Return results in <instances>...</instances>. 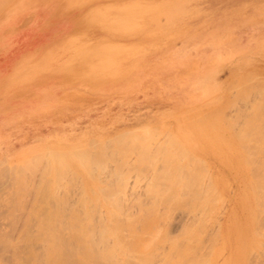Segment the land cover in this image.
Wrapping results in <instances>:
<instances>
[{"label":"rangeland","instance_id":"374dc122","mask_svg":"<svg viewBox=\"0 0 264 264\" xmlns=\"http://www.w3.org/2000/svg\"><path fill=\"white\" fill-rule=\"evenodd\" d=\"M261 82L264 0H0V264H264Z\"/></svg>","mask_w":264,"mask_h":264},{"label":"bare ground","instance_id":"6f19581e","mask_svg":"<svg viewBox=\"0 0 264 264\" xmlns=\"http://www.w3.org/2000/svg\"><path fill=\"white\" fill-rule=\"evenodd\" d=\"M6 25H7V24H6ZM240 76H241V75H240ZM253 76H254V75H253ZM255 76H257V75H255ZM256 78H257V77H256ZM261 78H262V77H261ZM240 79L243 80L244 78L242 79V78L240 77ZM245 79H246V78H245ZM245 79H244V80H245ZM254 79H255V78H254ZM258 79H259V78H258ZM244 80H243V81H244ZM260 80H261V79H260ZM262 80H263V79H262ZM262 80H261V81H262ZM255 81H257V79H255ZM255 81H252V83L255 82ZM231 82H232V80H231ZM244 82H245V81H244ZM246 82H247V80H246ZM258 82H259V85H260V81H257V83H258ZM257 83H256V84H257ZM261 83H262V82H261ZM230 84H231V83H230ZM253 84H254V83H253ZM256 84H255V85H256ZM262 84L264 85V83H262ZM231 85H232V84H231ZM235 85H238V84L235 83ZM235 85H233V86H235ZM249 85H250V84H249ZM259 85H258V87H259ZM231 87H232V86H231ZM239 87H240V86H239ZM253 87H254V85H253ZM263 87H264V86H263ZM236 88L238 89V87H236ZM241 88L243 89V87H241ZM253 89H254V88H253ZM253 89H252V90H253ZM238 90H239V89H238ZM246 90H247V89H246ZM257 90H258V89H257ZM259 90H260V88H259ZM242 92H243V91H242ZM263 92H264V91H263ZM236 93H238V92L236 91ZM239 93H240V91H239ZM239 93H238V94H239ZM249 93H250V91H249ZM247 94H248V93H247ZM260 94H261V93H260ZM239 96H240V95H238V97H239ZM245 96H246V95H245ZM244 98H246V97H244ZM260 99H261V98H260ZM229 101H230V100H229ZM261 104H262V103H261ZM263 104H264V103H263ZM231 105H232V104H231ZM259 105H260V104H259ZM254 108H255V107H254ZM258 109H259V106H258ZM208 110H209V108H208ZM218 112H219V111H218ZM256 112H257V110H256ZM259 112H260V111H259ZM54 113H55V112H54ZM192 113H193V112H192ZM194 113H195V112H194ZM220 113H221V112H220ZM255 115H256V114H254L253 116H255ZM217 116L219 117V115H217ZM215 117H216V116H215ZM218 117H217V119H218ZM258 117H259L260 119H262L263 116L261 117V114H260V116L258 115ZM253 118H254V117H252V120H253ZM198 119H199V118H198ZM248 119L250 120L251 117H248ZM248 119H246V120L248 121ZM254 119H255V118H254ZM211 120H212V118H211ZM221 120H222V118L220 119V121H221ZM258 120H259V119H258ZM247 121H246V122H247ZM207 122H208V121H207ZM222 122H223V121H222ZM246 122H245V123H246ZM208 123H209V122H208ZM257 123H259V122H257ZM198 124H199V123H198ZM198 124H197V125H198ZM202 124H203V123H202ZM251 124L253 125V121H251V123L249 122L248 125H247V123H246V126H247V127L243 124V125L246 127V129L243 128V130H244V131L247 130L248 126L251 125ZM254 124H255V122H254ZM259 124H261V123H259ZM200 125H201V123H200ZM217 125H218V124H217ZM217 125H216V126H217ZM224 125H225V124H224ZM261 125H262V124H261ZM201 126H202V125H201ZM205 126H206V124H205ZM210 126H212V124H211ZM226 126H227V125H226ZM226 126H225V127H226ZM145 127H147V126H145ZM207 127H208V126H207ZM228 127H229V124H228ZM258 127H259V126H258ZM142 128H143V127H142ZM208 128H209V127H208ZM259 128H260V127H259ZM259 128H258V129H259ZM209 129H211V127H210ZM214 129H216V128L213 127V131H214ZM221 129H222V128H221ZM226 129H227V128H226ZM229 129H230V127H229ZM141 130H142V132H144L145 130H147L146 132H149V127H147V129H145L144 131H143V129H141ZM216 130H219V131H220L219 128L216 129ZM241 130H242V129H241ZM243 130H242L241 132H243ZM203 131H204V130H202V132H203ZM227 131H230V132H231V130H228V129H227ZM253 131H254V130H253ZM253 131H252V132H253ZM262 131H263V130H262ZM136 132H138V130H137ZM142 132L139 131L138 133H140L141 135H142V134H145V132H144V133H142ZM214 132H215V131H214ZM220 132H221V131H220ZM222 132H223V130H222ZM257 132H258V131H257ZM253 133H254V132H253ZM126 134H127V133H126ZM130 134H131V133H130ZM140 134H138V136H141ZM258 134H259V133H258ZM127 135H128V134H127ZM253 136H254V135H253ZM259 136H260V135H259ZM121 137H123V136H121ZM121 137H120V139H121ZM128 137H129V136H128ZM231 138H232V136H231ZM231 138H230V139H231ZM253 138H254V137H253ZM263 138H264V136H263ZM116 139H117V138H116ZM118 139H119V137H118ZM104 140H105V139H104ZM252 141H253V140H252ZM99 142H100V141H98L97 143L99 144ZM108 142H109V141H108ZM253 142H254V141H253ZM255 143H256V142H255ZM100 144H101V142H100ZM223 144H224V143H223ZM90 145H91V143H90ZM96 145H97V144H96ZM224 145H225V144H224ZM250 145H251V144H250ZM93 146H94V145H93ZM98 146H99V145H98ZM259 146H260V145H259ZM90 147H91V146H90ZM227 147H228V146H227ZM256 147H257V144H256ZM262 147H263V146H262ZM88 148H89V147H88ZM47 149H48V148H47ZM251 149H253V148H251ZM260 149H261V148H260ZM76 150H77V149H76ZM49 151H50V150H49ZM51 151H52V150H51ZM72 151H74V150H72ZM79 151H81V150L79 149ZM61 152H62V151H61ZM65 152H66V151H65ZM261 152H262V151H261ZM261 152H260V153H261ZM55 153H57V152H55ZM260 153H259V154H260ZM53 154H54V153H53ZM58 154H59V153H58ZM63 154H64V153H63ZM246 154H248V153H246ZM59 155H60V154H59ZM61 155H62V154H61ZM244 155H245V154H244ZM255 155H256V154H255ZM252 156H254V155H252ZM33 157H34V156H33ZM35 157H37V156H35ZM254 157H255V156H254ZM250 158H251V156H250ZM256 158H257V157H256ZM256 158H254V159H256ZM262 158H263V157H261V159H262ZM248 159H249V156H248ZM246 160H247V158H246ZM0 162H1V161H0ZM24 162H25V161H24ZM30 162H31V161H30ZM248 163H251V162H248ZM26 164H27V161H26ZM251 164L253 165V163H251ZM251 164H250V165H251ZM254 165H256V163H255ZM254 165H253V167H255ZM22 167H23V166H22ZM263 167H264V166H263ZM34 170H35V169H34ZM59 173H60V172H59ZM253 173H254V172H253ZM253 173H251V174H253ZM255 174H256V173H255ZM260 175H261V174H260ZM263 175H264V174H263ZM249 176H250V175H249ZM252 177H253V176L251 175V178H252ZM254 178H255V177H254ZM261 178H262V177H261ZM252 179H253V178H252ZM263 179H264V178H263ZM257 180H258V178H257ZM259 180L261 181V179H259ZM259 180H258V181H259ZM262 181H264V180H262ZM262 181H261V182H262ZM254 182H256V181H254ZM261 182H260V183H261ZM256 183L258 184V182H256ZM263 183H264V182H263ZM250 185H251V184H250ZM255 185H256V184H254V186H255ZM259 185H260V184H259ZM259 185H258V186H259ZM256 186H257V185H256ZM256 186L254 187L255 192H256V190L258 189ZM262 186H263V184H262ZM256 188H257V189H256ZM262 188H263V191H264V186H263ZM247 189H248V188H247ZM251 190H252V189H251ZM259 190H260V189H259ZM261 191H262V190H261ZM263 191H262V192H263ZM257 194H258V193H257ZM257 194H256V195H257ZM261 194L264 196V193H261ZM216 196H217V195H216ZM259 196H260V193H259V195H257V197H258V198H257V201H259V199L262 198V197H259ZM220 198H221V197H220ZM254 198H255V197H254ZM207 199H208V198H207ZM207 199H206V200H207ZM217 199H218V197H217ZM263 199H264V198H263ZM263 199H261V202H262ZM188 201H189V200H188ZM216 201H217V200H216ZM257 201H256V203H258ZM207 202H208V201H207ZM213 202H214V201H213ZM259 202H260V201H259ZM201 203H202V202H201ZM204 203H205V202H204ZM208 203H209V202H208ZM215 203H216V202H215ZM263 204H264V201H263ZM205 205H206V204H205ZM255 206H256V205H255ZM258 206H259V203H258ZM261 206H262V204H261ZM205 207H206V206H205ZM209 207H210V206H209ZM263 207H264V205H263ZM256 208H257V207H256ZM263 209H264V208H263ZM259 210H260V208H259ZM260 211H261V210H260ZM260 211H258V212H260ZM263 211H264V210H263ZM263 211H261V212L263 213ZM261 212H260V213H261ZM208 213H209V212H208ZM206 214H207V213H206ZM81 215H82V214H81ZM84 215H85V214H84ZM209 215H210V213H209ZM256 215H257V212H256ZM263 215H264V213H263ZM82 216H83V215H82ZM51 217H52V216H51ZM86 217H87V216H86ZM168 217H169V216H168ZM212 217H213V216H211V218H212ZM260 217H261V215H260L259 217H258V215H257L258 221L260 220ZM49 218H50V216H49ZM88 218H89V217H88ZM200 218H201V217H200ZM202 218H205V217H202ZM211 218H210V219H211ZM215 218H216V217H215ZM207 219H208V218H207ZM210 219H209V220H210ZM261 219H263V218H261ZM49 220H51V218L48 219V221H49ZM198 220H201V219L198 218V219H197V222H198ZM205 220H206V218H205ZM215 220H216V219H215ZM206 221H207V220H206ZM211 221H212V220H211ZM258 221H256V223H257ZM194 222H195V221H194ZM194 222H193V223H194ZM197 222H196V223H197ZM199 222H200V221H199ZM199 222H198V223H199ZM90 223H91V222H90ZM193 223H192V224H193ZM196 223L194 224L195 226L197 225ZM206 223H207V222H206ZM206 223H205V224H202V223H201L202 227H203L204 225H207ZM260 223H261V220H260ZM262 223H263V221H262ZM192 224H190V225H192ZM257 224H259V222H258ZM257 224H256V225H257ZM25 225H26V224H25ZM194 225H193V227H194ZM260 225H261V224H260ZM262 225H263V224H262ZM114 226H116V225H114ZM198 226H199V224H198ZM34 227H35V226H34ZM50 227H51V226H50ZM59 227H60V226H59ZM76 227H77V226H76ZM82 227H83V224H82ZM91 227H93V226H91ZM184 227H186V226H184ZM188 227H189V226H188ZM217 227L219 228V223H218V226H217ZM254 227H255V226H254ZM257 227H260V226L257 225ZM60 228H61V227H60ZM78 228H79V227H78ZM103 228H104V227H103ZM200 228H201V227H200ZM200 228H199V229H200ZM212 228H213V227H212ZM255 228H256V227H255ZM262 228H263V227H262ZM85 229H87V228H85ZM94 229H95V228H94ZM105 229H106V228H105ZM105 229H104V230H105ZM110 229H111V228H110ZM119 229H120V228H119ZM119 229H118V230H119ZM189 229H190V228H189ZM191 229H192V228H191ZM191 229H190V230H191ZM194 229L196 230V232H198V231H197L198 228L194 227ZM48 230H49V229H48ZM48 230H47V232H48ZM101 230H103V229H101ZM104 230H103L102 232H104ZM113 230H114V228H113ZM156 230H157V229H156ZM184 230L186 231V229H184ZM202 230H203V228H202ZM202 230H200V231H202ZM254 230H255V229H254ZM7 231H8V230H7ZM54 231H55V230H54ZM61 231H63V230H61ZM65 231H66V230H65ZM65 231H64V232H65ZM70 231H71V230H70ZM74 231H75V230H74ZM79 231H80V230H79ZM82 231L86 232V230H84L83 228H82ZM88 231H89V230H88ZM91 231H92V229H91ZM111 231H112V230H111ZM115 231H116V230H115ZM127 231H128V230H127ZM151 231H154V230L152 229ZM187 231H188V230H187ZM187 231H186V232H187ZM192 231H193V230H192ZM258 231H259V228H258ZM84 232L82 233V235L84 234ZM128 232H130V231H128ZM128 232L125 233V234H128ZM159 232H160V231H159ZM159 232H158V233H159ZM182 232H184V231H182ZM196 232H195V234H196ZM203 232H204V231H203ZM203 232H199V233H202V234H203ZM50 233H51V232H50ZM50 233H49V234H50ZM59 233H60V232H59ZM61 233H62V232H61ZM71 233H72V231H71ZM78 233L80 234V232H78ZM78 233L76 234V232H75V233L73 232L74 243H75V245L78 246V247H76V248H78V251H77L76 248H75V249H76V251H75V250L72 249V248H68L67 245H64V244H59V245H58V244H57L58 246H57V247L54 246V247H55L54 250H52V249L50 248L51 251H52V252L50 251L51 253H50V252L48 253V252H47L48 250L46 251V254H47V253L49 254V255L47 254V256H48V264H74L75 262H77V264H88V263L90 264V261L93 260L92 255H95V254H91L93 251L91 252V249H90L91 246L89 247V245H88V243H87L88 240H90V239H88L87 242H86L85 239L83 240V243H82V242H78V239H80V238L83 239L82 235H81V234L78 235ZM89 233H90V232H89ZM93 233H94V230H93ZM105 233H106V232H105ZM107 233L109 234L110 232L107 231ZM113 233H114V232H113ZM116 233H117V232H116ZM121 233H122V232H121ZM121 233H120V234H121ZM188 233H190V231H189ZM188 233H185V234H188ZM254 233H255V231H254ZM259 233L261 234V231H259L258 234H259ZM52 234H53V233H52ZM63 234H64V233H63ZM91 234H92V232H91ZM91 234H90V235H91ZM108 234H107L106 236L110 238V234H109V236H108ZM131 234H134V233H131ZM131 234L129 233L128 235H131ZM156 234H157V233H156ZM163 234H164V233H163ZM181 234H182V233H181ZM191 234L193 235V232H191ZM197 234H198V233H197ZM215 234H216V233H215ZM218 234H219V229H218L217 234H216L217 237H218ZM255 234H256V233H255ZM260 234H259V235H260ZM46 235H47V234H46ZM84 235H85V234H84ZM84 235H83V236H84ZM103 235H104V234H103ZM103 235H100V236H103ZM135 235H136V234H135ZM152 235H153V234H152ZM49 236H51V235H49ZM59 236H60V235H59ZM71 236H72V235H71ZM92 236H93V235H92ZM95 236H96V235H94V237H95ZM98 236H99V235H98ZM111 236H112V235H111ZM114 236H115V235H114ZM146 236H149V235H146ZM156 236H158V235H156ZM165 236H166V235H165ZM188 236H189V235H188ZM194 236H195V235H194ZM194 236H193V237H194ZM200 236H201V234H200ZM200 236L198 235V237H199V238H197L198 240L202 238V237H200ZM212 236H213V235H212ZM216 236H215V237H216ZM257 236H258V235H257ZM262 236H263V235H262ZM47 237H48V236H47ZM107 237H106V238H107ZM116 237H117V236H116ZM118 237H122V236H118ZM118 237H117L116 241L118 240ZM133 237H134V236H133ZM159 237H161V235H160ZM178 237H180V235H178ZM185 237H186V239L188 238L187 236H185ZM185 237H184V238H185ZM204 237H205V236H204ZM217 237H216V239H217ZM258 237H259V236H258ZM260 237H261V235H260ZM52 238H53V237H52ZM66 238H67V236H66ZM89 238H92V237H89ZM101 238H102V240H103V237H101ZM128 238L131 239V237H127L126 239H128ZM164 238H165V237H163V240H164ZM167 238H168V237H167ZM167 238H166V239H167ZM180 238H182V237H180ZM184 238H183V239H184ZM189 238H190V237H189ZM213 238H214V237H213ZM262 238H263V237H262ZM61 239H64V238H61ZM98 239H100V238H98ZM107 239H108V238H107ZM107 239H106V240H107ZM110 239H112V238H110ZM126 239L124 238V240H126ZM153 239H155V238H152V240H153ZM183 239H182V240H183ZM195 239H196V238H195ZM53 240H54V238H53ZM56 240H57V238H56ZM56 240H55V241H56ZM58 240H59V238H58ZM91 240H92V239H91ZM114 240H115V238H114ZM122 240H123V239H122ZM122 240H121V241H122ZM133 240H134V239H133ZM158 240H159V239H157V241H158ZM167 240H168V239H167ZM167 240H166V241H167ZM172 240H173V238H172ZM175 240H176V238H175ZM175 240H174V241H175ZM177 240H179V239H177ZM177 240H176V241H177ZM189 240H190V239H189ZM214 240H215V239H214ZM18 241H20V240L18 239ZM41 241H42V240H41ZM43 241H44V240H43ZM60 241H61V240H60ZM79 241H80V240H79ZM81 241H82V240H81ZM94 241H95V240H94ZM96 241H97V240H96ZM108 241H109V240H107V242H108ZM111 241H112V240H111ZM116 241H115V242H116ZM127 241H128V240H127ZM164 241H165V240H164ZM179 241H181V240H179ZM191 241H194V239L191 240ZM191 241H190V242H191ZM195 241H197V240H195ZM258 241H259V240H258ZM47 242H49V241H47ZM57 242H58V241H57ZM71 242H72V241H71ZM89 242H90V241H89ZM103 242H104V241H103ZM118 242H119V243H114L116 247L113 246V245L111 244L112 246L109 245L108 250L106 249V250H107L106 253H108V254H106V256H107V258H108L109 260H111V259L113 258V256L116 255L117 253H121L122 256H123V254L125 253V251H124V253H123V243H124V242H122V246H120V241H118ZM152 242H153V241H152ZM155 242H156V241H155ZM169 242H171V241H168V243H169ZM200 242H202V241L199 240L198 243H200ZM215 242H216V241H215ZM217 242H218V241H217ZM52 243H53V242H52ZM52 243H50V244H52ZM105 243H106V242H105ZM159 243H160V242H159ZM165 243H167V242H165ZM177 243H180V244H181V242H177ZM183 243H184V242H183ZM198 243H197V244H198ZM262 243H263V242H262ZM93 244H94V243H93ZM97 244H98V243H97ZM97 244H96V245H97ZM100 244H101V243L99 242L98 245L100 246ZM108 244H110V243H108ZM154 244H158V243H154ZM154 244H153V245H154ZM163 244H164V242H163ZM192 244H193V243H192ZM195 244H196V243H194L193 245H195ZM251 244H252V243H251ZM253 244L256 245L257 242L254 241ZM258 244H259V246H261V247H262V245L264 246V244H262V245H261L260 243H258ZM258 244H257V245H258ZM53 245H54V244H53ZM101 245H103V243H102ZM126 245H127V244H126ZM187 245H188V244H187ZM200 245H201V243H200ZM34 246H35V245H34ZM42 246H43V245H42ZM69 246H70V244H69ZM99 246H98V247H99ZM133 246H136V244H134ZM151 246H152V244H151ZM154 246H155V245H154ZM164 246H165V245H164ZM167 246H169V244H168ZM171 246H172L173 248L175 247L174 244L171 245ZM179 246H180V245H179ZM196 246H197V245H196ZM196 246H194L193 249H195ZM28 247H29V246H28ZM35 247H36V246H35ZM46 247H47V246H46ZM73 247H74V246H73ZM96 247H97V246H96ZM106 247H107V246H106ZM127 247H128V246H127ZM127 247H126V248H127ZM156 247H157V246H156ZM158 247H160V246H158ZM176 247H177V245H176ZM176 247H175V248H176ZM186 247H187V246H186ZM188 247H189V246H188ZM192 247H193V246H192ZM192 247H191V250H190V251H193V250H192ZM13 248H14V246H13ZM152 248H153V247H152ZM184 248H185V247H184ZM41 249H42V248H41ZM47 249H48V248H47ZM94 249H97V248H94ZM100 249L102 250V247H101ZM169 249L172 250V249L170 248V246H169ZM181 249H182V248H181ZM185 249H186V248H185ZM12 250H13V249H12ZM32 250H33V249H32ZM166 250H167V249H166ZM178 250H179V249H178ZM207 250H208V249H207ZM16 251H17V250H16ZM28 251H29V250H28ZM34 251H35V250H34ZM96 251H98V250H96ZM102 251H103V250H102ZM152 251H153V250H152ZM167 251H168V250H167ZM186 251H187V250H186ZM190 251H189V252H190ZM211 251H212V249H211ZM249 251H250V250H249ZM252 251H253V248H252ZM262 251H263V250H262ZM13 252H14V251H13ZM21 252H22V251H21ZM98 252H99V251H98ZM168 252H169V251H168ZM178 252H179V251H178ZM184 252H185V251H184ZM193 252H194V251H193ZM253 252H254V251H253ZM253 252H252V253H253ZM259 252H260V251H259ZM17 253H18V252H17ZM37 253H39V251H37ZM152 253H153V252H152ZM165 253H167V252H165ZM171 253H172V251L169 253L170 256H171ZM27 254H28V253H27ZM39 254H40V253H39ZM46 254H45V256H46ZM98 254H99V253H98ZM102 254H103V252H102ZM102 254H100V257H101ZM192 254H194V253H192ZM33 255H34V254H33ZM104 255H105V254H104ZM104 255H103V256H104ZM118 255H119V254H118ZM125 255H126V254H125ZM125 255H124V256H125ZM135 255H136V254H135ZM158 255H159V254H158ZM164 255H165V254H164ZM167 255H168V254H167ZM167 255H165V256L167 257L166 259H168V256H167ZM180 255H181V254H180ZM184 255H185V254H183V257H185ZM189 255H190V254H189ZM207 255H208V254H207ZM209 255H210V254H209ZM255 255H257V254H255ZM261 255H262V254L260 253V256H261ZM23 256H24V255H23ZM36 256H37V255H36ZM42 256H44V255H42ZM45 256H44V257H45ZM96 256H97V254H96ZM106 256H104V257H106ZM162 256H163V255H162ZM173 256H174V255H173ZM192 256H193V255H192ZM249 256H250V254H249ZM253 256H254V255H253ZM14 257H15V256H14ZM104 257H103V258H104ZM152 257H153V256H152ZM176 257H178V256H176ZM176 257H175V258H176ZM186 257H187V255H186ZM186 257H185V258H186ZM190 257H191V255H190ZM197 257H199V255H198ZM201 257H202V256H201ZM250 257H251V256H250ZM257 257H258V256H257ZM257 257H255V258H253V259H255V260L260 259V257H259L258 259H256ZM261 257H262V256H261ZM33 258H34V257H33ZM91 258H92V259H91ZM117 258H118V257H117ZM125 258H127V257L125 256ZM164 258H165V257H164ZM204 258H205V257H204ZM208 258H209V256L207 257V260H208ZM248 258H249V257H248ZM248 258H247V260H249ZM263 258H264V257H263ZM25 259H26V258H25ZM40 259H43V258L41 257ZM98 259H99V258H98ZM104 259L106 260V258H104ZM120 259H121V258H120ZM123 259H124V258H123ZM134 259H135V257H134ZM155 259H156V258H155ZM158 259H159V258H158ZM171 259H173V258H171ZM176 259H177V258H176ZM179 259H180V258H178V260H179ZM181 259H182V257H181ZM186 259H187V258H186ZM191 259H192V258H191ZM44 260H45V259H44ZM44 260H42V261H44ZM99 260H102V258L99 259ZM114 260H115V259H114ZM116 260H117V259H116ZM118 260H119V259H118ZM124 260H125V259H124ZM132 260H133V259H132ZM162 260H163V258H162ZM187 260H188V259H187ZM193 260H194V259H193ZM196 260H197V259H196ZM198 260H199V259H198ZM207 260H206V262H207L206 264H209V262H208L209 260H208V261H207ZM251 260H252V259H251ZM251 260H250V261H251ZM260 260H261V259H260ZM263 260H264V259H263ZM40 261H41V260H40ZM102 261H104V260H102ZM102 261H101V262H102ZM125 261L128 262V260H125ZM153 261H154V260H153ZM155 261H156V260H155ZM172 261H173V260H172ZM172 261L170 262V259H169V262L167 261V262H168L167 264H175L174 262H177V261H174V262H172ZM107 262H108V261H107ZM112 262H114V261H112ZM115 262L118 263V261H115ZM126 262H125V264H126ZM149 262H150V261H149ZM159 262H160V261H159ZM159 262H158V264L164 262V260L161 261L160 263H159ZM178 262H179V261H178ZM193 262H194V261H193ZM198 262H199V261H198ZM204 262H205V260H204ZM257 262H259V260H258ZM261 262H262V263H260V262H259V263H260V264H263V261H261ZM33 263H34V262H33ZM35 263H36V262H35ZM94 263H95V262H94ZM105 263H106V262H105ZM120 263H121V262H120ZM120 263H119V264H120ZM180 263H181V262H180ZM253 263H254V262H253ZM30 264H31V263H30ZM75 264H76V263H75ZM100 264H101V263H100ZM102 264H103V263H102ZM115 264H116V263H115ZM122 264H124V263L122 262ZM130 264H131V263H130ZM184 264H185V263H184ZM193 264H194V263H193ZM203 264H205V263H203ZM247 264H248V262H247ZM249 264H250V263H249ZM256 264H258V263H256Z\"/></svg>","mask_w":264,"mask_h":264},{"label":"crops","instance_id":"0c3cea01","mask_svg":"<svg viewBox=\"0 0 264 264\" xmlns=\"http://www.w3.org/2000/svg\"><path fill=\"white\" fill-rule=\"evenodd\" d=\"M117 131H103L102 133L103 134H106V135H112L114 133H116Z\"/></svg>","mask_w":264,"mask_h":264}]
</instances>
